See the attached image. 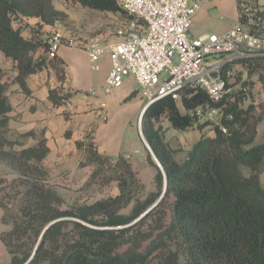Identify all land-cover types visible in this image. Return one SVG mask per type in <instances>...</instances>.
Returning <instances> with one entry per match:
<instances>
[{
	"label": "trees",
	"instance_id": "trees-1",
	"mask_svg": "<svg viewBox=\"0 0 264 264\" xmlns=\"http://www.w3.org/2000/svg\"><path fill=\"white\" fill-rule=\"evenodd\" d=\"M70 1L84 9L134 20L114 0ZM66 17L54 9L51 0H0V53L14 64V81L23 93H28L25 79L46 67V58L34 59L33 54L47 51L38 32L32 31L28 38L21 35L23 21L34 18L52 26ZM259 17L264 20V12L252 17L255 24ZM259 26L263 28L258 35L264 33V25ZM49 64L64 81L63 62L55 55ZM234 64L241 65L248 78L257 76L264 82V57L234 60L222 74L224 79ZM6 88L0 68V162L13 173L11 179L0 178L1 223L9 228L0 233V242L9 264H264V188L260 182L264 144L255 143L264 111L257 112L250 105L244 108L237 95L212 103L198 89L184 92L178 102L183 111L169 98L147 106L140 115L141 132L163 170L166 191L135 222L163 190V174L150 156L156 191L142 195L136 174L123 157L112 160L100 154L93 142L77 141L84 157L81 166L94 165L88 184H114L117 194L67 204L44 165L49 153L45 139L28 147L7 139L11 108ZM69 96L49 91L54 106L65 104ZM206 107L221 110L218 124L211 122L213 135H200L186 159L175 162L154 123L164 118L176 131L202 129L196 110Z\"/></svg>",
	"mask_w": 264,
	"mask_h": 264
},
{
	"label": "crops",
	"instance_id": "crops-1",
	"mask_svg": "<svg viewBox=\"0 0 264 264\" xmlns=\"http://www.w3.org/2000/svg\"><path fill=\"white\" fill-rule=\"evenodd\" d=\"M192 1L199 5V10L190 25L191 38L221 35L239 23L238 4L241 0ZM248 1L251 6L264 7V0ZM55 10L67 16L68 27H64L60 22L48 26L42 24L39 19L31 18L23 21L26 25L24 24L21 35L24 38L30 37L37 32L33 24L38 23L41 30L40 34L38 31L36 35L41 41L54 31L59 32L66 40L75 41L78 46L63 45L56 52V57L63 62L64 81L57 77L46 53L38 50L33 54V58H46V67L25 79L28 93H23L14 81L17 75L14 64L0 53V68L3 71V82L7 86V103L11 108L8 114L7 139L18 141L23 147L33 145L38 139H45L49 153L44 165L49 170L53 182L66 179L70 181L75 177L79 162L83 158L76 142L85 141L86 135L92 137L100 154L112 160L119 156L128 159L126 153L131 150L132 168L141 162L152 168L147 164L148 153L141 147L136 133L133 131L130 140L123 139V133L130 121L141 114L146 105V100L133 90L134 86L137 87L134 80L127 78L121 87L109 94H103L101 89L110 68L107 53L99 60L98 71L91 70L87 53L80 48L89 40L85 25L81 22L74 23L66 8L56 6ZM72 20L74 24H70ZM105 41L107 44L115 43L112 40ZM53 89L57 90L58 96L70 95L65 104L53 105L49 100V91ZM131 93L132 96L128 98ZM101 104L105 105L104 109L100 108ZM103 116L107 121L103 120ZM121 123L124 124L123 127ZM29 132L33 135L20 137ZM88 175V172L82 173L80 180L85 183ZM1 246L4 248L0 242Z\"/></svg>",
	"mask_w": 264,
	"mask_h": 264
},
{
	"label": "built area",
	"instance_id": "built-area-1",
	"mask_svg": "<svg viewBox=\"0 0 264 264\" xmlns=\"http://www.w3.org/2000/svg\"><path fill=\"white\" fill-rule=\"evenodd\" d=\"M114 2L134 18L129 26L134 28L141 22L142 31L113 44H107L101 36L92 37L80 47L87 53L93 71H98L99 60L108 55L110 68L101 89L103 94H109L121 87L125 79L132 78L146 100L145 106L163 98L178 103L184 92L191 89L204 91L212 103H218L231 91L228 84L231 73L226 72V79L222 76L227 65L234 60L264 57V39L256 34L263 28L259 25H264V20L259 17L257 24L252 20L256 13L264 12V7L251 6L248 0L239 2V23L231 30L197 38L189 36L192 19L199 10V5L192 0ZM44 41L49 59L55 57L60 46H78L57 31L51 32ZM100 108L104 109L105 105L101 104ZM196 115L218 124L221 110L199 108ZM220 130L226 133L221 126Z\"/></svg>",
	"mask_w": 264,
	"mask_h": 264
},
{
	"label": "rangeland",
	"instance_id": "rangeland-1",
	"mask_svg": "<svg viewBox=\"0 0 264 264\" xmlns=\"http://www.w3.org/2000/svg\"><path fill=\"white\" fill-rule=\"evenodd\" d=\"M51 3L54 9L56 6L66 8L71 13V17L74 20V23L76 22L83 23L85 25L87 35H89V39L92 37L101 36L105 40H112L117 42L124 36H128L129 34L141 33L142 31V28H140L141 26L138 23L134 28H131L129 26V21L126 20V18L121 14L102 13V12L84 9L79 4L72 3L70 0H51ZM73 20L72 22H70V24L73 23ZM60 23H63L64 27H68L69 24L68 18L66 17V19ZM33 27H35L37 32L39 31L40 34V30H41L40 25L36 23L33 24ZM42 33L45 34L44 32ZM261 37L264 39V33L261 34ZM230 73L231 75L228 79V84L231 87L229 97H231L232 99L234 95L241 96L242 97L241 105L244 108L250 105L255 107L257 112L264 111V82L258 81L257 76H252L251 78H248L242 66L238 64H234L230 68ZM261 76L264 77V74L263 75L261 74ZM244 83L247 87L243 85ZM244 87H246L248 90H245ZM133 90L135 92H138L139 94L141 92L140 89L138 87L135 88V86ZM177 104L179 106L180 111H183L180 104L179 103ZM211 122L212 121H208V120L204 121L203 119L202 120L200 119L199 125L201 126L203 125L202 129H197L196 127H193L186 131L181 132V131L173 130L170 127L169 123L164 118H161L158 122L154 123V127L156 129L157 128L160 129V135L162 139L167 144L168 148L172 151L173 160L177 163H182L186 159L189 152L191 151L193 144L199 139L200 135H203L204 137H211L213 135V131L211 128V125L213 126L212 124L213 122L212 123ZM206 123H208L209 125ZM118 124L120 125L119 121ZM123 125L124 124L121 123L122 127ZM120 127H118V129ZM140 130H141L140 114H138L128 124V127L123 133V139L130 140L132 138V133L134 131L136 133V137L139 139V143L141 144V147H143L145 151H147L148 153L146 145L144 144L142 138L140 137L139 134ZM85 137H86L85 140L86 143L88 141L93 142L92 137L90 135H86ZM255 143L264 144V120H262L257 126V136ZM130 152L132 153L131 150L127 151L126 153L128 155V159L127 158L124 159L131 164L132 162L130 161L131 158ZM148 155L150 156L149 153ZM83 162H84V157L82 158V161L79 162L78 165L79 170H77L75 177H72V180L68 181L66 179V180H60L59 182L52 181V183L55 185V189L57 193L62 197L65 203L71 204L72 202H82L85 200L88 202H92L96 199L105 198L107 196H113L117 194V188L114 184H110L108 187H100L97 183L88 184L90 175L94 170V165L83 167L81 166V163ZM148 163L149 162L147 160V164ZM4 169H7V171ZM132 169L136 174L139 184L141 185L142 195L148 194L149 192L152 191H156V188L153 183L154 176L156 173L154 167L149 168L146 166L145 162L144 163L141 162V164L140 165L138 164V166L135 164V168ZM84 172H88L89 174L87 181L85 183H83L80 180V176ZM3 177H5L6 179H11L13 177V173L5 164H2L0 162V178ZM260 182L262 187L264 188V163L262 164L260 169ZM8 229L9 228L7 225H2L1 223V212H0V232L6 231ZM0 264H9V255L5 252L2 246L0 247Z\"/></svg>",
	"mask_w": 264,
	"mask_h": 264
},
{
	"label": "water",
	"instance_id": "water-1",
	"mask_svg": "<svg viewBox=\"0 0 264 264\" xmlns=\"http://www.w3.org/2000/svg\"><path fill=\"white\" fill-rule=\"evenodd\" d=\"M148 106V105H147ZM147 106H145L143 109H142V111H141V114L143 113V111L146 109V107ZM139 134H140V137L142 138V140L145 142V140H144V138H143V135H142V132H141V130H140V132H139ZM145 144H146V148H147V150H148V153L150 154V156H151V158H152V160H153V162L155 163V165L158 167V169L160 170V172L163 174V178H164V184H163V190H162V193H161V195H160V197L158 198V200L153 204V205H151L135 222H137L138 220H140L142 217H144L150 210H152L157 204H158V202L161 200V198L163 197V195H164V193H165V191H166V178H165V175H164V173H163V170H162V168H161V166H160V164H159V162L157 161V159L155 158V156L153 155V153H152V151L150 150V148H149V146H148V144L145 142ZM49 226V225H48ZM47 226V227H48ZM46 227V228H47ZM45 228V229H46ZM44 229V230H45ZM44 230H43V232H44ZM42 232V233H43ZM40 239H41V236H40V238H39V240H38V242H37V244H36V246H35V248L37 247V245H38V243L40 242ZM35 250V249H34ZM34 253V252H33ZM33 255V254H32Z\"/></svg>",
	"mask_w": 264,
	"mask_h": 264
},
{
	"label": "bare ground",
	"instance_id": "bare-ground-1",
	"mask_svg": "<svg viewBox=\"0 0 264 264\" xmlns=\"http://www.w3.org/2000/svg\"><path fill=\"white\" fill-rule=\"evenodd\" d=\"M141 115V114H140Z\"/></svg>",
	"mask_w": 264,
	"mask_h": 264
}]
</instances>
